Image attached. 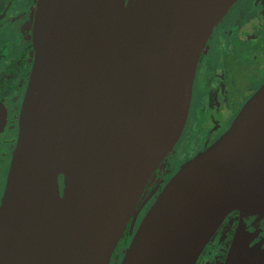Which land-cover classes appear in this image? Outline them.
<instances>
[{
	"label": "water",
	"instance_id": "obj_1",
	"mask_svg": "<svg viewBox=\"0 0 264 264\" xmlns=\"http://www.w3.org/2000/svg\"><path fill=\"white\" fill-rule=\"evenodd\" d=\"M236 1L37 0L0 264H112L184 131L200 56ZM234 211L264 217V84L169 180L120 264H197ZM259 234L241 220L225 264H264Z\"/></svg>",
	"mask_w": 264,
	"mask_h": 264
},
{
	"label": "flooded vegetation",
	"instance_id": "obj_2",
	"mask_svg": "<svg viewBox=\"0 0 264 264\" xmlns=\"http://www.w3.org/2000/svg\"><path fill=\"white\" fill-rule=\"evenodd\" d=\"M36 6L37 0H0V207L18 145L21 112L35 60ZM215 52L222 54L224 60L218 61ZM241 74L259 81L264 77V0H237L216 25L198 62L184 131L150 179L138 206H142L141 211L130 221L112 264L121 263L140 223L169 180L230 129L243 106L264 84L263 79L254 91L247 93L241 87ZM60 186L63 191V176ZM241 220L249 231L260 232L252 244L264 245V217L247 219L234 211L207 244L197 264H225Z\"/></svg>",
	"mask_w": 264,
	"mask_h": 264
},
{
	"label": "rangeland",
	"instance_id": "obj_3",
	"mask_svg": "<svg viewBox=\"0 0 264 264\" xmlns=\"http://www.w3.org/2000/svg\"><path fill=\"white\" fill-rule=\"evenodd\" d=\"M216 54L218 56V61L224 60V57L222 56V54L219 55L217 52H215V55ZM230 60H231V62H234L232 59H230ZM263 79H264V77L262 79H260V81L259 80H254V79L249 78L248 75L241 74V87H242V90L246 91L247 93H248V91H252V90L254 91L256 89V86H258ZM211 261L213 262V261H215V259L212 258ZM210 264H211V262H210Z\"/></svg>",
	"mask_w": 264,
	"mask_h": 264
},
{
	"label": "bare ground",
	"instance_id": "obj_4",
	"mask_svg": "<svg viewBox=\"0 0 264 264\" xmlns=\"http://www.w3.org/2000/svg\"><path fill=\"white\" fill-rule=\"evenodd\" d=\"M252 217H256V216L251 215V214H246V215H245V218H247V219H250V218H252Z\"/></svg>",
	"mask_w": 264,
	"mask_h": 264
}]
</instances>
